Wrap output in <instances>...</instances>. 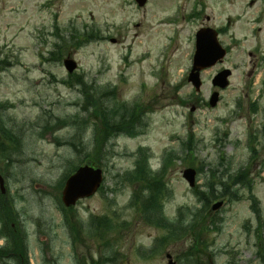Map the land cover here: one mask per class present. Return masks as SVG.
Segmentation results:
<instances>
[{"label": "rangeland", "instance_id": "rangeland-1", "mask_svg": "<svg viewBox=\"0 0 264 264\" xmlns=\"http://www.w3.org/2000/svg\"><path fill=\"white\" fill-rule=\"evenodd\" d=\"M203 26L222 28L229 52L202 73L198 92L187 78ZM92 30L100 38L86 39ZM68 56L79 64L74 74L92 87L88 94L102 99L107 92L109 117L123 103L143 105L135 132L105 140L93 130L100 117L83 110L81 81L63 64ZM0 59L9 63L0 71V101L8 105L0 114L11 128L8 139L0 133L7 186L0 203L6 217L9 209L13 214L10 230L24 233L28 264H169L168 253L176 264H259L264 0H149L142 7L135 0H0ZM224 68L233 73L220 89L212 79ZM215 91L220 99L211 106ZM91 157L105 171L102 189L73 213L63 211L60 181ZM136 160L162 171L170 191L157 217L152 196H136L139 183L125 179ZM189 168L198 172L206 203L183 177ZM219 200L224 205L213 210ZM104 215L114 225L106 245L91 236L89 223ZM200 225L206 229L198 236ZM174 228L176 238L164 239ZM20 260L21 252L12 251L0 264Z\"/></svg>", "mask_w": 264, "mask_h": 264}, {"label": "trees", "instance_id": "trees-1", "mask_svg": "<svg viewBox=\"0 0 264 264\" xmlns=\"http://www.w3.org/2000/svg\"><path fill=\"white\" fill-rule=\"evenodd\" d=\"M85 38L88 40H94V39L100 38V36L98 33L92 30L91 32L86 33ZM80 43L81 41L78 40L77 45H79ZM8 65L9 63L7 59H0V71H2ZM74 76H75V79H73L74 82H79L82 80L81 77H78L76 75ZM79 84H81L83 93L85 94V98H86V103L83 105V110L93 113L95 116L98 115L100 117V123L97 121V122H93V124L91 125H93L94 127L93 130H95L96 133L98 130H100V132L102 133L103 139L106 140L107 136L109 135L114 136L115 133H121L123 131L128 132L130 129H133L135 132V130L138 129L139 126L142 124V121H140L143 115V112H144V107L142 104H139L138 102H136V104L133 106L128 105L126 103H123L122 106H115L114 108L110 109L112 117H109L108 108L110 106H109V103L105 101V98H107V92L102 93L104 94L102 99H100L101 97H99V99H94L92 94H88L91 91L92 87L83 83L82 81ZM88 97L92 98L94 102L92 103L88 99ZM0 107L5 108L6 105L0 102ZM120 108L123 110H127V113L123 114ZM75 120L79 122L76 118ZM0 129H6L5 132L3 133L2 131V133L4 134L6 139H8V137L10 136V130L8 129H11V128L6 123L3 122L2 124L0 121ZM88 163L99 165L98 160L93 159L92 157L90 161H88ZM243 175H244V172H241L240 176H243ZM125 179L126 181L130 183H136V184L139 183V188H137L135 191L136 196H138V194L140 195L144 194V192L145 194H148V196L149 194L152 196V198L149 196V200L151 202V206L154 209V212H156L155 213L156 215L159 211V206H161L162 199L165 198L166 192L168 191L166 187V183L162 177V171L160 173H157V172L152 173L150 172V168L147 165L146 161L136 160L135 170L133 171V173L130 175L129 178L126 177ZM62 185L63 184L60 182L59 186H62ZM211 187L212 186H210L209 188ZM146 190L148 191V193H146ZM211 190L212 189H208V192H210L212 196L217 197ZM148 196L147 195L145 196L146 201H147ZM2 198L4 199V195H2ZM203 202L206 203L207 200H204ZM202 207H205L204 204ZM7 212L9 213V214H6L7 219H5L1 213H0V216L3 217L4 223H6V226L8 227V229H10L9 223H11L13 214H11L10 209ZM199 212H201V210H199ZM259 219H260V214H259ZM111 220L112 218L108 215H104L102 217H95L91 219V225H90L91 236L95 239V241L98 244L106 245V243L109 242L108 240H104V237L114 228V225ZM213 222L214 221H212V224ZM206 226L200 225V227L196 230L198 236L201 232H203L206 229ZM176 231H177V228L169 230V233L167 234L166 237H164V239L176 238L177 236ZM0 234L2 235L5 234V236L8 239H10L9 246H10L11 251H18V252L24 251V248H25L24 240L22 239V237L20 236L18 237L16 235L17 233L13 231L2 233V231H0ZM257 236L260 238V241H262V236L260 234H258ZM9 253L11 252L5 251V248H0V257L5 254H9ZM258 256H259V263L264 264V251L261 250V248L258 251Z\"/></svg>", "mask_w": 264, "mask_h": 264}, {"label": "water", "instance_id": "water-1", "mask_svg": "<svg viewBox=\"0 0 264 264\" xmlns=\"http://www.w3.org/2000/svg\"><path fill=\"white\" fill-rule=\"evenodd\" d=\"M139 5H144L147 0H137ZM226 54V50L222 47L218 40V33L213 28H202L196 35V52L193 61V68L191 70L189 80L199 88L201 85L200 72L201 70L213 66L219 60H221ZM65 65L69 71H73L76 68V63L72 59H66ZM230 71H224L220 73L214 80L215 84L221 87L227 86V77ZM215 97L217 95L215 94ZM185 177L193 185L195 181V172L193 170H187ZM102 170L100 168H92L89 166L80 167L77 172L71 175L66 181V187L63 192V200L69 206L75 204L77 199L87 197L96 192L102 182ZM0 187L5 192L4 179L0 175ZM223 202H218L213 205V209H219ZM170 258V264H174Z\"/></svg>", "mask_w": 264, "mask_h": 264}]
</instances>
